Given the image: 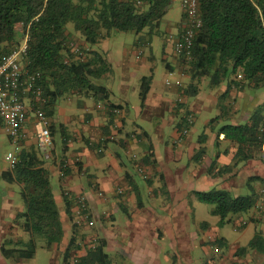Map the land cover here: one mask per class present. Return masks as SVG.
<instances>
[{
    "label": "crops",
    "instance_id": "1",
    "mask_svg": "<svg viewBox=\"0 0 264 264\" xmlns=\"http://www.w3.org/2000/svg\"><path fill=\"white\" fill-rule=\"evenodd\" d=\"M168 44L170 47L165 46L164 56L170 55L172 62L163 56L166 68L163 75L157 77L153 66H146V61L153 58L152 54L150 58H145V62L143 58L139 65L132 64L128 58L130 48L124 47L121 57L114 58V66L121 70L114 84H104L101 80V84L109 90L108 100H96L91 94L69 95V101H74V104L67 111L56 101L49 116L50 144L40 142V123L32 111L28 112L22 135L14 143L15 149L7 152L6 159L3 158L0 163V264H20L27 257L24 254L3 257L1 245L17 246L20 238L26 240L28 237L15 222L17 213L23 208L13 185L15 182L7 181L3 173L10 169L11 159L16 157L18 151L30 147H38L50 177L55 175L58 180V184L51 187L64 236L68 235L67 240L63 239L65 241L61 243L63 249L70 239L72 223L77 214L73 200L70 203L74 217L72 221L66 211L63 193H68L72 198L82 197L87 206L92 223L82 222L80 225L77 235L79 248L71 253L76 258L85 255L87 249L94 247L98 240H103L107 264H248L245 253H235L241 246H227L223 237L226 246L213 247L216 238L212 237L206 222L200 225L202 237L192 233V200L196 198L195 191H205L209 186L226 191H231L233 185L237 184L248 187L246 181L249 177H264V172L258 173L264 171V163L253 158L233 165V143L221 149L220 144L224 139L215 140L213 133L203 131L194 135V111L200 112L204 103L213 106L218 101L211 99L207 102L198 96L199 91L193 95V101L189 100L191 95L185 94L183 89L190 82V77L185 73L180 55L173 50L171 43ZM111 52H103L110 69L113 61ZM147 68L149 74H145ZM148 76L149 88L141 102L140 82ZM238 79H231L230 85H217V100L232 92ZM131 89L138 94L140 103L136 102L134 96L130 97ZM132 99L135 100L132 105L134 115L130 114L128 107ZM25 102L32 104L30 95ZM109 103L118 105L120 112L111 114L107 109ZM188 114L192 115L193 121L188 132L182 134L181 128ZM141 116L144 120L154 121L155 136L139 122ZM248 116L249 113L240 119L245 121ZM209 119L207 116L202 118L203 129L209 125ZM166 130H169L168 134ZM0 132L10 140L1 122ZM201 147L204 153L195 157ZM149 153L151 158L147 157ZM61 158H65L70 169L62 177L57 166ZM223 166L228 168L222 170ZM134 170L142 174L145 184L133 176ZM238 178H241L240 181H236ZM156 181L161 184L157 185L158 191L152 188ZM254 186L257 187V184ZM162 194L166 200L161 198ZM153 195L159 196L156 200L161 204L157 205L155 198L151 199ZM151 200L153 202H149ZM119 211L123 216H119L118 222L116 214L118 216ZM261 214L258 216L260 220L264 216L263 212ZM244 225L246 223L239 227ZM198 244L203 254L197 257L193 252ZM167 246L170 250L163 252ZM52 251L56 257L54 264H59L57 257L60 253L54 249ZM111 254H117L118 258L111 257Z\"/></svg>",
    "mask_w": 264,
    "mask_h": 264
},
{
    "label": "trees",
    "instance_id": "2",
    "mask_svg": "<svg viewBox=\"0 0 264 264\" xmlns=\"http://www.w3.org/2000/svg\"><path fill=\"white\" fill-rule=\"evenodd\" d=\"M197 1L202 24L190 47V57L180 55L185 73L190 77L183 92L195 95L204 76L210 77L211 85H219L229 72L237 74L239 79L235 86L239 90L243 89L246 80L256 87L263 86L264 0ZM170 2L0 0V60L20 42L23 31L27 29V49L21 66L28 72L40 73L37 85L42 96V100L35 103L33 95H30L32 104L41 107L49 117L57 99L64 94H91L96 100L106 101L109 90L101 84V77L110 70V64L98 48L99 42L117 31L138 34L149 28L151 33ZM17 23L22 24V31L17 29ZM71 43L77 46L78 52ZM195 79L198 81L195 82ZM149 81L150 76L141 80V102L148 91ZM108 107L118 105L109 103ZM220 117L222 115L210 119L209 125L213 126ZM216 137L234 144L233 165L253 158L264 163V114L260 109H255L243 122L223 124L218 128ZM148 147L150 151V145ZM203 153L204 148L201 147L195 157ZM147 157L151 158L150 153ZM64 161L65 158H61L57 162L58 169H62L61 177L70 170L69 165L63 167ZM226 168L228 166H223L222 170ZM3 177L19 187L23 208L17 213L15 222L20 230L28 234V239L20 238L17 246L13 247L1 245L2 256H31L36 250L38 239H42L43 245L48 248H58L63 242L64 230L50 184V172L43 165L38 147L18 151L14 163L3 173ZM246 184L249 193L244 195L212 188L195 191V196L200 202L212 203L211 212L220 216V222H223L228 213L251 208L256 211L257 203L264 201L260 191H264V177L251 176ZM63 198L66 211L73 221L70 203L74 198L68 193H63ZM255 213L258 216L261 214L258 211ZM258 219L251 217L254 222ZM81 224L76 221L72 223L71 236L61 253L59 264H107L103 240H98L94 247L87 249L85 255L71 261V253L79 248L77 235ZM215 246L220 248L226 244L222 238H217L213 242ZM248 246L264 250L262 235L256 232ZM245 251L246 248L241 247L235 253L240 255Z\"/></svg>",
    "mask_w": 264,
    "mask_h": 264
},
{
    "label": "rangeland",
    "instance_id": "3",
    "mask_svg": "<svg viewBox=\"0 0 264 264\" xmlns=\"http://www.w3.org/2000/svg\"><path fill=\"white\" fill-rule=\"evenodd\" d=\"M182 18L183 12L182 7L180 5V1L171 0L167 11L165 12L162 19L159 21L158 26L156 28H153L151 33L149 32V28H145L138 34L130 31H117L112 32L109 34V36L104 37L102 43H100V46L98 48L102 52H108L109 50H111V58L113 57V61L112 68L110 69V71L105 76L101 77L102 82L104 84H112L114 80L118 78V75L120 74L121 70L114 66V58L117 59L121 57V53L124 47L130 48L128 58L130 60V63L132 64L137 63L139 65L140 62H142L143 58V62H145V58H150V55L152 54L153 58H150L148 61H146V66L152 65L157 77L163 75V72H166L165 62L164 60H162L164 56V48L165 46L167 48L170 47V45L168 44L171 43L170 35L176 33L177 29L179 28V24L182 21ZM68 27L71 28V25L69 24ZM136 55H138L139 58H137ZM165 58L168 61L172 62L170 55ZM145 74H149L148 68L145 70ZM235 78H238L237 74L235 75L234 73L229 72L226 77L223 78L221 83L228 84L231 79ZM197 81L198 80L195 79V82ZM198 87V96L200 98L206 99L207 102L211 99H213V101L215 102H218L217 104L214 103L213 106L210 103H204L200 112L194 111V114L196 116V129L194 130L195 136L203 133V131L205 133L211 132L215 135L214 139L217 140L218 138L216 137V132L218 128L223 124L243 122L240 118H242V116L247 115L248 113L251 114L255 109L257 110V108L260 109L261 112L264 114V85L261 87H256L252 83H250V81L246 80L244 81V87L241 91L235 88L229 94L219 97L218 100L215 96V92L217 91L218 86H213L210 84L209 76H204L200 80ZM129 94L130 97L134 96L136 98L137 103H140V101L137 100L138 94L135 93L134 89H131L129 91ZM194 96L191 95L189 100L193 101ZM73 102L69 101V96L64 94L58 98L57 105L62 107L64 111H67L70 110V107L74 104ZM133 102H135V100L132 99L131 104L128 106L131 115L135 114L134 109L132 107V105L134 104ZM77 109L80 111L79 108ZM192 110L194 109L192 108ZM199 113L200 115H198ZM219 115H222V117H220L217 122L214 123L213 126L207 124L204 127L205 129H203V117L207 116L208 118L212 119L213 117ZM139 118V122L142 125L146 126L148 128V131L153 133L155 136L156 133L154 131V121L144 120L142 116ZM168 132L169 130L165 131L166 134H168ZM167 140L169 139L167 138ZM228 143H230V141L224 139L220 144V148L222 149L226 147ZM15 145L16 144H14V142L12 143L4 133L0 132V163H2L3 158L6 159L7 152L15 149ZM170 164L175 163L171 162ZM189 164L193 165L192 163ZM186 165V167H188V163ZM263 172V170L258 171L259 174H263ZM132 174L137 180H140L142 183L145 184V180L142 177V174L135 172V170L132 172ZM240 179L241 178H238L236 181H240ZM50 184L52 186L58 184V180L55 175H51ZM158 184L161 186L160 181H156L152 184V188L156 191H158L159 189V187L157 186ZM13 185L17 193H19L18 185L16 183H14ZM233 186L235 189L233 188L231 189V191H229L231 192V194L244 195L249 193V189L246 185L243 186L242 184H237ZM145 187H148V185H145ZM212 188L215 187L209 186L208 189H205V191H208ZM154 198L155 201H157L156 199L159 198V196L153 195V198L151 199L154 200ZM161 198L166 200L164 194L161 195ZM149 202L153 201L151 200ZM192 203L194 207V214L190 220V229L192 230V233H194L195 235L197 234L198 237H202V230H200V225L206 222L213 238L217 239L223 237L228 243L227 246L237 245L246 248L245 257L248 260V264H264V250L259 251L257 247L252 248L248 246L249 241L252 239L256 232H259L262 235L264 244V216L261 220L258 219L256 222L252 221L251 216L258 217V215H256V211L254 210V208H251L247 211H241L237 213L230 212L225 216L224 221L220 222V216L215 215L211 212L213 208L212 203L200 202L197 197L192 200ZM158 204L161 203L157 201V205ZM119 216H123L122 211H119L118 216L116 214V217L118 218L117 221L119 220ZM244 223H246V225H244L243 227H239ZM67 236L68 235L64 236L63 239L67 240ZM63 247V244H61L58 248H48L43 245L42 239H38L35 252L31 256H27L26 258L21 260L20 264H54L53 261L56 259V257L53 256L52 249L60 253V256L57 257L58 262H60ZM168 250H170V248L167 246L163 249V252H168ZM193 254L197 257L198 255L201 256L203 254V250L201 249L199 244L194 247ZM111 257L118 258V255L111 254ZM75 258L76 256L72 254L71 261H73V259Z\"/></svg>",
    "mask_w": 264,
    "mask_h": 264
},
{
    "label": "built area",
    "instance_id": "4",
    "mask_svg": "<svg viewBox=\"0 0 264 264\" xmlns=\"http://www.w3.org/2000/svg\"><path fill=\"white\" fill-rule=\"evenodd\" d=\"M179 1L182 7L183 18L176 33L170 35V39L172 48L176 53L184 55V57H190V47L201 27L202 20L198 12L197 0ZM16 26L18 30H23L21 23H17ZM27 39L28 34L27 29H25L20 42L14 45L0 60V122L10 140L16 143L22 135V126L27 121L28 112L32 111L40 123V142L42 144H50L51 131L49 128V117L41 107L25 102V98L29 95H33L35 103H39L42 100L41 89L37 85L40 73L37 71L28 72L21 66V61L27 49ZM71 46L78 52L75 44L71 43ZM107 109L114 114L120 112L118 107L110 108L107 105ZM192 121L191 114L185 116V121L181 128L182 134L188 132V127ZM114 126L116 127L117 125L114 124ZM15 159L16 157L13 156L11 166ZM67 165V161H64L63 167ZM58 170L60 175H62V169L59 168ZM260 191L264 197V191ZM74 201L77 206L75 221L77 223L85 222L91 224L92 221L89 219V211L83 198L77 196L74 198ZM263 209L264 201H259L256 205V211L261 213ZM76 260L77 258L73 259V261Z\"/></svg>",
    "mask_w": 264,
    "mask_h": 264
}]
</instances>
